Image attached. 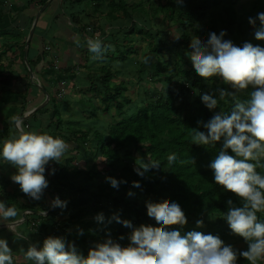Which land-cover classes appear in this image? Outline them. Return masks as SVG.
<instances>
[{"label":"trees","instance_id":"trees-1","mask_svg":"<svg viewBox=\"0 0 264 264\" xmlns=\"http://www.w3.org/2000/svg\"><path fill=\"white\" fill-rule=\"evenodd\" d=\"M44 2L40 0V4ZM64 4L73 21L84 16L85 29L99 31L98 37L108 36L103 44L113 50L108 54L111 62L98 67L101 75L95 80L92 73L90 80L97 81L103 92L102 101L106 103L103 109L109 113L114 110L117 116H111L105 132L69 128L75 139L85 146L84 150L46 165L44 175L48 187L39 200L24 194L18 184L12 192L7 191L6 181L1 185L0 200L19 211H47L56 194L66 202L65 207H53L43 217L29 214L26 222L29 218L43 219L42 227L35 226L40 244L47 237H59L64 240L66 250L69 244H74L83 256L96 242L108 236L121 246H128L131 229L113 217L130 221L133 227L146 223L157 225L147 215L146 202L164 200L179 204L187 219L183 226L174 225L170 230L182 234L189 231L212 234L224 242L242 243L243 248L232 246L238 251L247 250V242L232 233L223 218L229 208L227 202L231 200L234 206H240V201L215 183L210 168L222 148L223 138L213 145L191 142L195 131L206 132L203 123L213 115L231 112L232 99L220 100L218 90H234L221 79L216 82L218 77L208 80L200 77L187 53L191 51L189 42L193 35L207 40L210 32L219 35L222 30L226 33L225 39L235 46L242 47L244 42H249L264 47V40L255 38V31L261 27L257 15L264 13V0H74ZM90 14L95 18L92 22ZM250 17L255 19V25L249 23ZM157 18L160 20L156 21ZM161 23L174 28L181 34L180 38L169 36L166 29L160 28ZM139 37L146 42V58L132 61L131 52L137 53L139 45L135 43ZM161 54H167L166 58H160ZM148 56L156 57L152 71L144 67ZM27 62L32 70L34 64L29 59ZM127 72H131L137 82V100L125 94L127 85L123 78ZM147 79L152 83L150 86L144 81ZM254 90L249 86L237 98L247 99ZM204 93L217 98V108L209 110L204 105L200 98ZM49 102H53L56 119L45 127L46 134L61 135L58 133L61 118L53 99ZM227 151L233 154L230 149ZM173 153L176 160L169 165L167 157ZM141 161H159L161 167L141 176L134 170ZM256 171L264 175V159ZM107 177L115 178L119 187L113 188ZM134 181L139 182L140 187H134ZM100 214L102 221L96 219ZM257 217L264 222V211L258 212ZM197 220L203 221L201 226H197ZM237 264L250 262L238 256ZM257 264H264V260Z\"/></svg>","mask_w":264,"mask_h":264},{"label":"clouds","instance_id":"clouds-1","mask_svg":"<svg viewBox=\"0 0 264 264\" xmlns=\"http://www.w3.org/2000/svg\"><path fill=\"white\" fill-rule=\"evenodd\" d=\"M257 18L261 27L255 31V38L264 40V13H258ZM249 23L255 25V19L250 17ZM180 35H175V39L178 40ZM225 35L223 30L219 35L210 32L207 40L193 35L189 42L191 51L187 55L195 72L206 80L218 77L234 90H218L220 100L232 99L231 112L213 115L203 123L206 132L195 131L191 142L213 145L223 138L222 148L210 168L215 183L240 201V206H234L229 200V208L223 218L232 233L247 242V250L238 251L212 234L198 231L182 234L170 230L174 225L183 226L187 219L179 204L164 200L146 202L147 215L158 226L142 224L133 227L130 221L113 217L131 229L128 236L130 244L126 247L108 236L102 242H96L83 256L76 251L74 244H69L66 250L62 238L50 236L44 239L42 247L30 244L26 250L22 249L26 261L32 264H237L238 256L250 264L264 260V222L258 221L257 217L258 212L264 211V175L256 171L264 159V47L249 42L238 47L225 39ZM86 43L88 50L94 53L92 58L101 59L105 47L103 41L95 37ZM249 86L255 90L247 99H238V94ZM200 98L209 110L217 108L218 100L213 95L204 93ZM68 147L61 138L28 132L18 126L17 132L0 144V160L16 168L11 180L19 185L20 190L39 200L48 187L44 175L46 165L51 161L60 162ZM229 149L232 155L228 154ZM175 160L174 153L168 155L169 165ZM160 167L159 161H141L134 170L143 176L144 172ZM107 180L113 188L119 187L115 178L107 177ZM133 186L140 187V184L134 181ZM128 194L132 195L131 192ZM51 204L53 207L66 206L59 197L54 198ZM18 215L15 207L0 201V222L17 239L27 240L28 235L18 230L22 222L17 219ZM96 219L102 221V214ZM196 223L201 226L203 221L197 220ZM0 264H13L12 250L5 239H0Z\"/></svg>","mask_w":264,"mask_h":264},{"label":"crops","instance_id":"crops-1","mask_svg":"<svg viewBox=\"0 0 264 264\" xmlns=\"http://www.w3.org/2000/svg\"><path fill=\"white\" fill-rule=\"evenodd\" d=\"M69 1L74 0H50L37 16L42 5L40 0H0V144L14 135L18 126L28 132L46 134L45 127L56 119L53 102H49L51 98L62 122L58 132L61 135L52 136L63 139L69 145L64 157L75 156L79 154L78 150L83 151L85 147L75 139L69 128L105 132L112 120L111 112L103 109L106 105L102 101L103 92L97 81L90 80V74L94 73L97 80L101 75L98 67L111 62L108 54L113 50L105 46L101 59L92 58L94 53L88 50L86 41L98 37L100 33L85 29L84 16L76 22L70 18L64 4ZM85 10L89 11L88 8ZM88 17L91 22L95 19L91 14ZM31 28L25 57L34 64L33 79L49 93V100L43 109L40 108L42 111L33 112L19 121L45 96L31 80L24 62V45ZM105 29L107 34L108 27ZM107 37L99 38L104 42ZM105 114L110 117L108 121L103 117ZM16 171L15 167L0 160V189L5 181L7 191L16 189L17 184L11 180ZM19 201L24 202L23 199ZM21 211L17 210L18 220ZM26 219L19 223L18 230L28 235L27 240L17 239L0 222V239H5L11 248L13 264H32L24 259L22 249L26 250L30 244L37 247L43 245L38 242L39 235L35 229L37 225H44L43 219L33 221L29 218L27 222Z\"/></svg>","mask_w":264,"mask_h":264},{"label":"rangeland","instance_id":"rangeland-1","mask_svg":"<svg viewBox=\"0 0 264 264\" xmlns=\"http://www.w3.org/2000/svg\"><path fill=\"white\" fill-rule=\"evenodd\" d=\"M128 1H130V0H128ZM159 20H160L159 18L156 19V21H159ZM166 24L167 23H161V24H159V26H161L160 28L166 29L169 36H172L173 38H175V35H177L179 33L176 32V30L174 28H172L170 26H167ZM159 26H156V28H158ZM135 44H138L139 45V48L138 49L135 48V49H137V53L134 52V50H133V52H131V56H130L131 60L133 61V60H135L137 58L140 59V60H142V57L143 56H145V58H146L145 49H144V47L146 45V42L143 41V39L141 37H139L138 40H137V42ZM166 56H167V54H161L160 55V58L165 59ZM155 61H156V57L155 56L153 57V59L150 56H148V58L146 59V62L144 63V67L147 70L152 71L153 68H154ZM124 75H126V77L123 78V79L126 81V85H127V90L125 91V94L127 96H129L132 100H137L139 98L138 97L139 96V93H138V90H137V84H136L137 82H135V79H134L133 74L131 72H127ZM132 78H133V80H132ZM219 80H220V78L215 79L216 82H218ZM144 81H145V83H146L147 86H150L152 84L149 81V79L144 80ZM111 115L113 117H115V116H117V112H115L114 110H112L111 111ZM103 117L106 119V121H108L111 116L109 117V115L105 114ZM81 152H82V150H81ZM77 162H79V161H77ZM101 179H103V178L101 177ZM145 225H148V224L146 223ZM149 225H150V223H149ZM153 226H158V225H153ZM224 243L226 245H231V246H234L236 248H243V244L242 243H239V242H232V241H229L228 242L227 241V242H224Z\"/></svg>","mask_w":264,"mask_h":264},{"label":"water","instance_id":"water-1","mask_svg":"<svg viewBox=\"0 0 264 264\" xmlns=\"http://www.w3.org/2000/svg\"><path fill=\"white\" fill-rule=\"evenodd\" d=\"M49 2H50V0H45V2L41 5L40 9L38 10L37 16H38V14H39V13H40V12L46 7V6H47V4H48ZM31 35H32V28L29 30V32H28V34H27V38H26L25 45H24V62H25V64H26V68H27V70H28V72H29V74H30L31 80H32V79H33L32 70H31L30 66L28 65V62H27L26 57H25V55H26V49H27V45H28V42H29V40H30V38H31ZM33 80H34V79H33ZM33 80H32V81H33ZM33 82H34V84H36V85L38 86V88L44 93V95H45V96H44V100H43L40 104H38V105H36L35 107H33L32 109H30L29 111L25 112V113L19 118V121H21V120L24 119L25 117L29 116L31 113L37 111L38 109L42 108L44 105H46V103H47L48 100H49V93L43 88V86H42L40 83L36 82L35 80H34ZM54 196H55V198H56V194H55ZM51 208H53V206H51V207L49 208V210H51ZM49 210L44 211V212L39 211V210H29V209L23 210V211H21L19 221H22V222H23V221L26 219L27 214L45 215ZM2 225H5V224H2Z\"/></svg>","mask_w":264,"mask_h":264},{"label":"built area","instance_id":"built-area-1","mask_svg":"<svg viewBox=\"0 0 264 264\" xmlns=\"http://www.w3.org/2000/svg\"><path fill=\"white\" fill-rule=\"evenodd\" d=\"M46 49V48H45Z\"/></svg>","mask_w":264,"mask_h":264}]
</instances>
